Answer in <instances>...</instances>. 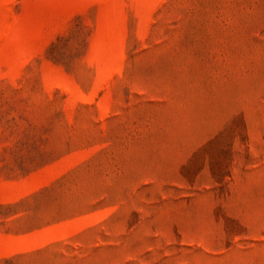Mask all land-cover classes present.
Returning <instances> with one entry per match:
<instances>
[{"label":"rangeland","instance_id":"374dc122","mask_svg":"<svg viewBox=\"0 0 264 264\" xmlns=\"http://www.w3.org/2000/svg\"><path fill=\"white\" fill-rule=\"evenodd\" d=\"M0 264H264V0H0Z\"/></svg>","mask_w":264,"mask_h":264}]
</instances>
